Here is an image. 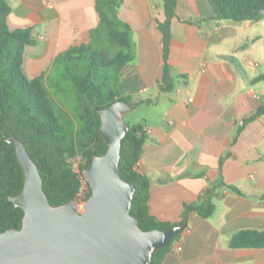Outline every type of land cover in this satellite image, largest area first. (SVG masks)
I'll use <instances>...</instances> for the list:
<instances>
[{"label": "crops", "instance_id": "obj_1", "mask_svg": "<svg viewBox=\"0 0 264 264\" xmlns=\"http://www.w3.org/2000/svg\"><path fill=\"white\" fill-rule=\"evenodd\" d=\"M13 28H31L24 71L38 78L75 43H87L100 16L96 0H5ZM136 58L121 90L150 113L140 167L151 180L149 212L179 224L186 206L214 188L208 219L189 214L187 228L162 264H264V249H232L244 230L264 231V19H213L208 0H178L172 22V93H163V0H123ZM128 66V65H127ZM126 66V67H127ZM124 68V70L126 69ZM123 70V71H124ZM231 188L237 189L236 193Z\"/></svg>", "mask_w": 264, "mask_h": 264}, {"label": "trees", "instance_id": "obj_2", "mask_svg": "<svg viewBox=\"0 0 264 264\" xmlns=\"http://www.w3.org/2000/svg\"><path fill=\"white\" fill-rule=\"evenodd\" d=\"M96 1L100 23L90 31L89 41L75 43L53 64V67L60 63L64 65L63 78L70 81L75 90L78 125L74 126L72 117L66 112L56 113L57 103L49 90V77L44 74L29 79L25 74V50L34 43L32 30L13 28L9 22L11 8L7 1L0 0V233L21 229L24 217V212L10 201V197L23 191L25 176L16 148L7 142L8 138L14 136L27 147L42 175L43 188L51 205L61 206L74 201L85 203L92 190L83 172L92 164L94 157L103 156L108 151V145L99 135V111L119 101L132 103L135 107L145 103H134L121 90L123 70L136 58L132 29L120 17L123 0ZM208 2L215 12L213 19L234 22L264 19V0ZM177 6L178 0H163L165 19L157 23L163 44L160 82L163 93H172L176 88L177 78L171 70V44ZM104 42L116 44L122 51L117 53L115 49L103 46ZM262 80L264 75L258 78V81ZM263 114L264 108L248 121ZM129 127L122 141L120 173L124 181L136 188L131 214L138 219L140 227L144 231L170 230L187 223L192 212L203 219L210 218L216 209L212 202L214 188L203 193L198 205L185 207L179 224H164L150 214L151 180L139 165L148 135L144 123ZM78 158L82 160L79 171H76L72 162ZM231 189L240 193L235 188ZM229 245L232 249H264V231H240ZM161 253L162 250L154 253L151 264H162Z\"/></svg>", "mask_w": 264, "mask_h": 264}, {"label": "water", "instance_id": "obj_3", "mask_svg": "<svg viewBox=\"0 0 264 264\" xmlns=\"http://www.w3.org/2000/svg\"><path fill=\"white\" fill-rule=\"evenodd\" d=\"M134 110L119 101L99 111L108 151L83 172L92 190L83 211L75 201L51 205L27 147L14 136L7 139L25 176L23 191L10 201L24 217L21 229L0 233V264H151L154 253L187 228L144 231L131 214L136 188L122 179L120 161L130 130L124 118Z\"/></svg>", "mask_w": 264, "mask_h": 264}, {"label": "rangeland", "instance_id": "obj_4", "mask_svg": "<svg viewBox=\"0 0 264 264\" xmlns=\"http://www.w3.org/2000/svg\"><path fill=\"white\" fill-rule=\"evenodd\" d=\"M103 46L109 47L112 49H115L117 53L121 52L122 49L120 46L111 43L104 42ZM124 52H127L124 50ZM133 64H129L126 69L123 71L126 73L128 69L133 68ZM51 69L49 72H46V78L49 77V90L51 92V95L54 97L57 107H55V111L58 115H61L62 113L66 112L68 115L72 117V123L74 126L78 125V116H77V103H76V95L75 90L73 86L71 85L70 81H66L65 78H63V74L65 73V68L62 63L57 64L53 67V65L50 67ZM55 85H59L57 88ZM150 108L147 106H142L137 109H135L132 113H129L125 116L124 121L127 125H135L138 123H143L142 121L145 119V115H148L150 113ZM64 123V120H62ZM81 158H78L76 161L72 162V166L76 171H79V163L81 162ZM81 211H83L82 203L80 204ZM183 232L180 236H182ZM179 236V237H180ZM177 237L171 246L165 248L162 250V253L165 250H170L174 248L175 241L179 238ZM161 253V254H162Z\"/></svg>", "mask_w": 264, "mask_h": 264}, {"label": "built area", "instance_id": "obj_5", "mask_svg": "<svg viewBox=\"0 0 264 264\" xmlns=\"http://www.w3.org/2000/svg\"><path fill=\"white\" fill-rule=\"evenodd\" d=\"M145 131L147 132V129H145ZM83 204V203H82Z\"/></svg>", "mask_w": 264, "mask_h": 264}]
</instances>
